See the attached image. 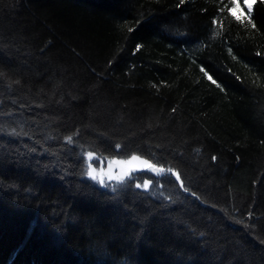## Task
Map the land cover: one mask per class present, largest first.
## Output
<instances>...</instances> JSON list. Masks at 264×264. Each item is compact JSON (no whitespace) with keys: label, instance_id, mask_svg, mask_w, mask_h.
Masks as SVG:
<instances>
[{"label":"trees","instance_id":"obj_1","mask_svg":"<svg viewBox=\"0 0 264 264\" xmlns=\"http://www.w3.org/2000/svg\"><path fill=\"white\" fill-rule=\"evenodd\" d=\"M235 3L0 0V264H264V0Z\"/></svg>","mask_w":264,"mask_h":264},{"label":"rangeland","instance_id":"obj_2","mask_svg":"<svg viewBox=\"0 0 264 264\" xmlns=\"http://www.w3.org/2000/svg\"><path fill=\"white\" fill-rule=\"evenodd\" d=\"M253 0H245L247 7L250 8V5ZM235 5L232 7V11L237 15L241 16L244 14V9L240 7L238 0H235ZM92 154H89L88 160V175L94 181L104 185L109 180H117L122 179L125 175H127L132 169H141L142 167H152L149 164V161L143 157L142 155H132L129 158L118 157L112 158L108 162L106 161L104 164L97 165L91 158Z\"/></svg>","mask_w":264,"mask_h":264}]
</instances>
